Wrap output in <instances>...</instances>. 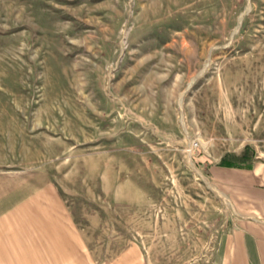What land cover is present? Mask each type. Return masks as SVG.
Segmentation results:
<instances>
[{
	"label": "rangeland",
	"instance_id": "374dc122",
	"mask_svg": "<svg viewBox=\"0 0 264 264\" xmlns=\"http://www.w3.org/2000/svg\"><path fill=\"white\" fill-rule=\"evenodd\" d=\"M27 158L102 263L212 264L209 167L264 159V0H0V169Z\"/></svg>",
	"mask_w": 264,
	"mask_h": 264
},
{
	"label": "crops",
	"instance_id": "0c3cea01",
	"mask_svg": "<svg viewBox=\"0 0 264 264\" xmlns=\"http://www.w3.org/2000/svg\"><path fill=\"white\" fill-rule=\"evenodd\" d=\"M27 159L19 169H0V264H152L136 240L108 262L98 260L59 186L33 174ZM209 169L238 215L212 264H264V159Z\"/></svg>",
	"mask_w": 264,
	"mask_h": 264
},
{
	"label": "trees",
	"instance_id": "16d2710c",
	"mask_svg": "<svg viewBox=\"0 0 264 264\" xmlns=\"http://www.w3.org/2000/svg\"><path fill=\"white\" fill-rule=\"evenodd\" d=\"M249 151H248V149L245 151V153H243L244 155H243V157H242V160L244 161V160H246L248 157H249ZM226 161H224L222 164H224Z\"/></svg>",
	"mask_w": 264,
	"mask_h": 264
},
{
	"label": "built area",
	"instance_id": "2783aa9c",
	"mask_svg": "<svg viewBox=\"0 0 264 264\" xmlns=\"http://www.w3.org/2000/svg\"><path fill=\"white\" fill-rule=\"evenodd\" d=\"M195 144H197V143H195Z\"/></svg>",
	"mask_w": 264,
	"mask_h": 264
}]
</instances>
